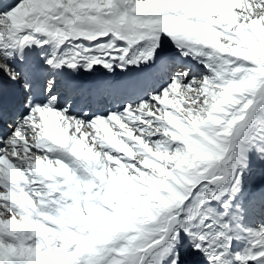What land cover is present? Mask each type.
Segmentation results:
<instances>
[{"label":"snow or ice","instance_id":"1","mask_svg":"<svg viewBox=\"0 0 264 264\" xmlns=\"http://www.w3.org/2000/svg\"><path fill=\"white\" fill-rule=\"evenodd\" d=\"M0 264H264V0H0Z\"/></svg>","mask_w":264,"mask_h":264}]
</instances>
